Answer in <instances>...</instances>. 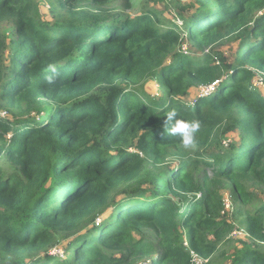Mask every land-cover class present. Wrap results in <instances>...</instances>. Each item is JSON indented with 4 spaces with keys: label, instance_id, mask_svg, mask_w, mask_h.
I'll return each instance as SVG.
<instances>
[{
    "label": "trees",
    "instance_id": "16d2710c",
    "mask_svg": "<svg viewBox=\"0 0 264 264\" xmlns=\"http://www.w3.org/2000/svg\"><path fill=\"white\" fill-rule=\"evenodd\" d=\"M133 1L56 0L52 22L35 0H0V110L13 117H0V264H216L233 216L264 245V200L247 207L250 186L264 188L253 86L264 0H194L182 30L155 11L120 12ZM185 38L203 60L178 52ZM233 38L229 61L213 48ZM152 80L162 98L146 90ZM172 110L200 122L195 147L168 133ZM232 117L239 145L215 149ZM227 190L236 209L223 219ZM62 240L67 262L52 254ZM233 264H264V251Z\"/></svg>",
    "mask_w": 264,
    "mask_h": 264
},
{
    "label": "rangeland",
    "instance_id": "374dc122",
    "mask_svg": "<svg viewBox=\"0 0 264 264\" xmlns=\"http://www.w3.org/2000/svg\"><path fill=\"white\" fill-rule=\"evenodd\" d=\"M35 3L37 4V8L39 10V13L41 15V18L46 21H52L56 22L58 20L59 16V10L60 7L58 5V2L56 0H35ZM194 3V0H134L131 6L130 11H125L123 6H121L120 12L124 11L126 13H129L131 16H136L140 14L142 11L146 10L149 11H155L159 13V18L163 21V24L165 27L175 25L179 27L180 30L182 28L178 25V21H182L183 25V18L188 15V12H185L182 10L184 6L192 5ZM181 24V22H179ZM5 31L7 32V37H11L12 35V25L9 24L5 27ZM185 36L182 35V37ZM240 42L236 40V38L233 39H226L220 44L216 45L213 50L216 53H221L223 56L227 59L229 58V61H232L230 58L235 57L237 54V51L239 50ZM178 52L194 57V59H202L203 60V53H199L196 48H194L190 42L185 38V41L183 45L178 49ZM207 53H210L208 50ZM210 55H213L216 58L215 53L211 51ZM173 59L169 60V64H171ZM219 64L220 61L216 60ZM204 63L203 61H201ZM255 80L253 83L254 89L257 90V92L264 97V74L261 72H256ZM259 81L263 82V85H258L257 83ZM146 90L148 91L150 97H152L154 100L162 98L163 94L159 90V82L157 80H152L150 83L146 86ZM192 96H197V94H205L207 92V88L204 89H198L196 91H192ZM191 103V102H190ZM190 105V104H189ZM4 115V116H3ZM0 117L6 118L12 121L13 117L10 113H7L3 110H0ZM234 117H232L231 121L222 127V130L220 132V137L215 141L214 147L215 149H218L220 146H228L229 143H233L234 145H239V137H238V130L233 131L231 128L236 125V123H233ZM252 198L254 199V202H252L247 207L253 208L256 205L260 203V201L264 200V188L260 187L259 185H251L250 186ZM224 207L225 212L223 219H230L228 214L230 216L233 215L236 207L234 204V198L230 191H226L224 193ZM228 205V207H227ZM237 218V217H236ZM238 220V221H237ZM239 218L231 219V222L234 224V231L230 234H227L224 236L223 240L219 244V248L212 257V261L216 264H233L235 262V259L239 254H241L244 251L252 250V249H258L264 251V245H259L254 241L241 227L239 224ZM243 230V231H242ZM242 231V232H241ZM237 232V234H235ZM211 240H215L213 236H210ZM56 247L53 249L52 254L62 258L67 262L70 259V253H66V249L69 245V242H66L62 240ZM185 245H187L185 243ZM149 261V260H148ZM146 261V262H148ZM192 261L194 264H208L210 260L203 261V260H196L195 256H193ZM144 262V263H146Z\"/></svg>",
    "mask_w": 264,
    "mask_h": 264
},
{
    "label": "clouds",
    "instance_id": "9594fccd",
    "mask_svg": "<svg viewBox=\"0 0 264 264\" xmlns=\"http://www.w3.org/2000/svg\"><path fill=\"white\" fill-rule=\"evenodd\" d=\"M179 22H181V24ZM178 25L182 28V21H178ZM53 72H55V69H53ZM51 81L52 77H49V82ZM212 89L213 86L211 89H207V92L210 93V90ZM169 122H171V126L168 128V133L170 135H179L183 146L186 148L195 147V135L200 128V122L198 120L185 121L182 119H177V112L172 110L166 114L165 125H167ZM198 196L200 197L201 195Z\"/></svg>",
    "mask_w": 264,
    "mask_h": 264
},
{
    "label": "built area",
    "instance_id": "2783aa9c",
    "mask_svg": "<svg viewBox=\"0 0 264 264\" xmlns=\"http://www.w3.org/2000/svg\"><path fill=\"white\" fill-rule=\"evenodd\" d=\"M258 85H263V82L262 81H259L258 83H257ZM204 96L205 97H208L209 96V93L208 92H206L205 94H204ZM4 116V115H3ZM227 207H228V205H227ZM243 231V230H242ZM241 231V232H242ZM247 233V232H246ZM235 234H237V232H235ZM248 234V233H247ZM249 235V234H248ZM195 256V258H196V260H201L197 255H194ZM141 264H152V261L151 260H149L148 262H146V263H141Z\"/></svg>",
    "mask_w": 264,
    "mask_h": 264
}]
</instances>
